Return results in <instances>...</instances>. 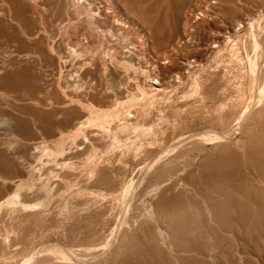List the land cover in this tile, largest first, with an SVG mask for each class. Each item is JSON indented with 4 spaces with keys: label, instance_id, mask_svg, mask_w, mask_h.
I'll list each match as a JSON object with an SVG mask.
<instances>
[{
    "label": "bare ground",
    "instance_id": "1",
    "mask_svg": "<svg viewBox=\"0 0 264 264\" xmlns=\"http://www.w3.org/2000/svg\"><path fill=\"white\" fill-rule=\"evenodd\" d=\"M87 4L89 8L99 5L102 9L96 10L103 19L70 16L76 28V42L69 43V49L74 53V46L81 45L85 57L76 64L68 57L64 61L71 62L68 73L41 85L42 89H48L43 100L49 104V130L45 140L49 142L36 145V161L27 164L31 181L25 185L30 202L23 200L24 184L13 191H9L11 187L0 191L2 240L13 239L15 247L8 251L10 261L4 259L5 253L0 254L6 263L101 264L103 260V264H109L111 258L129 248V240L138 226L146 223L150 214L147 194L154 190L168 194L177 189L181 185L180 173L198 162L199 176H206L210 184L214 180L220 185L213 191L215 198H204L199 205L191 200L188 192L179 194L178 198L168 196L171 197L169 208L163 209L161 217L175 216L180 225L181 216L170 210L172 204L178 206L184 199L187 205L183 210L192 216V226L187 228L194 229L201 216L206 228L212 229L214 214L229 215L220 204L231 199L247 203L249 190L240 184L241 180L258 179L262 187V174L243 166L246 152L240 136L264 105V15H258L242 29L252 96L241 105L242 110L241 106L231 107L239 112L232 119L224 118L222 112L211 119H218L221 129L216 123L182 126L183 120L178 123L170 119L176 113L159 104L166 97L168 87L161 82L164 79L159 80L162 76L159 72L168 66L171 79L179 84L178 89L187 83L194 72L191 69L205 66L200 59L190 58L197 49L191 48L189 41L201 46L210 40L208 47L202 48L206 51L204 54L211 48L212 53L221 55L227 49L231 34L225 36L220 30L221 33L210 36L198 23L191 31L192 14L184 15L179 20L180 32H168L169 37L174 35L172 43L164 53L156 55L152 50L154 36L145 25H136L128 17L118 15L110 0H88ZM193 15L200 21L209 18L205 11L199 13L202 18ZM99 26H103L109 41L99 38ZM117 34L120 36H114ZM121 41L124 45L117 46ZM149 55L155 57V63L148 61ZM97 89L104 90L98 94L94 92ZM127 89L130 91H126L122 103L147 104L151 106L150 112L162 111L155 125L143 117L145 108L140 107L141 113L134 115L127 108L123 113L115 109L118 92ZM102 94L107 98L101 101ZM184 97L185 94L178 95L171 109L185 114ZM105 101L107 105L101 107L100 103ZM219 143L239 144L240 152L232 158L236 165L227 163L224 155L215 163L206 162L207 152ZM259 160L264 172V156ZM109 187L114 188L113 193V190L108 192ZM172 233L158 232L162 242ZM25 241L26 246H22ZM202 244L189 245L196 248ZM186 253L193 255V250H185L178 264H196L193 258L184 257Z\"/></svg>",
    "mask_w": 264,
    "mask_h": 264
},
{
    "label": "rangeland",
    "instance_id": "2",
    "mask_svg": "<svg viewBox=\"0 0 264 264\" xmlns=\"http://www.w3.org/2000/svg\"><path fill=\"white\" fill-rule=\"evenodd\" d=\"M110 1L118 15L128 17L136 25L143 24L151 31L154 36L152 50L156 55L164 53L165 48L172 43L174 35L169 37L168 32H180L179 20L184 15L192 14L191 31L198 23L210 36L220 30L225 36L232 35L227 49L221 55L212 53L211 48L204 54L206 51L202 48L208 47L210 40L201 46L189 41L190 47L197 49L190 54V58L200 59L205 66L198 70L191 69L194 72L187 83L178 89L176 87L179 84H175L170 77L171 69L168 66L161 69L159 75L162 73V76L159 80L164 79L161 82L167 83L168 87L165 89L163 104H159L163 107L166 105L167 111L176 113L170 119H176L178 123L183 120L182 126L216 123L222 129L218 119H211L220 112L224 118L232 119L239 112H234L231 107L243 106L250 100L252 88L242 43V29L246 23L257 19L258 15H264V0ZM87 2L88 0H0V191L9 187V191H13L24 184L21 188L24 202H30L25 185L31 181L27 164H34L36 161L35 146L49 142L45 141L48 139L49 130V104L43 100L48 89H42L41 85L54 82L68 73L71 62H64L68 57L74 64L85 57L82 55L81 45L74 46V53L69 49V43L76 42V28L71 23L70 16L79 14L103 19L102 14L96 10L102 8L99 5L89 8ZM201 11L209 15V18H204L205 21H200L193 15L194 13L202 18L199 15ZM103 25L107 27L106 23ZM102 28L103 26L98 27L99 38L109 41L110 38ZM114 36L119 37L120 34ZM116 45L122 47L124 42H117ZM78 51L81 52L78 54ZM154 58L149 55L148 61L155 63ZM181 76L183 77V73ZM103 90L97 89L94 92L100 94ZM126 91L130 90L118 92L119 101L115 109L123 113L127 108L134 115L141 113L140 107L145 108L146 115L143 117L147 123L155 125L162 111L150 112L151 106L147 104L122 103ZM183 94L184 108L187 109L185 114L171 109L178 95ZM99 97H102L101 101L107 98L103 94ZM88 100L92 101L89 97ZM100 105L104 107L107 101ZM240 138L245 143L246 152L243 166L253 168L263 176L262 187L258 179L241 180L240 184L249 190L247 203L237 199L219 203L224 210L229 211V215L224 217L219 213L214 214L212 229L206 228L205 220L201 216L194 229L187 228L192 226V216L191 212L183 210L187 205L184 199H181L178 206L172 204L170 210L181 216V228L175 216L161 217L163 209L169 208L171 197L168 196L176 195L178 198L179 194L188 192L191 200L199 205L204 198H215L213 191L220 185L214 180L210 184L205 180L206 176H199L198 162L196 166L187 167L180 173L181 185L177 189H172L168 194H159L157 190L147 194L150 214L146 223L143 227L138 226V231L129 240V248L111 258L109 264H178L177 260L185 250H193V255L186 253L184 257L193 258L196 264H264V172L259 160L264 156V105L257 111L254 122L245 128ZM238 146L235 143L213 145L207 152L206 162L215 163L224 155L227 163L236 165L232 158L236 152H240ZM107 189L111 192L114 188ZM158 232L174 233L162 242ZM2 236L3 232H0V254L5 253L4 259L10 261L12 257L8 251H13L14 235L9 236L11 242L2 240ZM155 240L159 241L158 244ZM192 242H202L205 247L202 244L194 248L189 245ZM26 243L27 241L21 244L26 246ZM4 259L0 258V264H10ZM14 263L15 261L11 262Z\"/></svg>",
    "mask_w": 264,
    "mask_h": 264
}]
</instances>
